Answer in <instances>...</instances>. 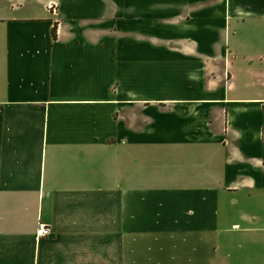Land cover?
<instances>
[{
	"label": "crops",
	"instance_id": "1",
	"mask_svg": "<svg viewBox=\"0 0 264 264\" xmlns=\"http://www.w3.org/2000/svg\"><path fill=\"white\" fill-rule=\"evenodd\" d=\"M0 264H264V0H0Z\"/></svg>",
	"mask_w": 264,
	"mask_h": 264
},
{
	"label": "built area",
	"instance_id": "2",
	"mask_svg": "<svg viewBox=\"0 0 264 264\" xmlns=\"http://www.w3.org/2000/svg\"><path fill=\"white\" fill-rule=\"evenodd\" d=\"M47 8L50 12H52V14L58 13V5L55 2H50ZM50 232H51V228L47 223L43 221H39L37 223V227L35 231L37 237L47 236L50 234Z\"/></svg>",
	"mask_w": 264,
	"mask_h": 264
},
{
	"label": "trees",
	"instance_id": "3",
	"mask_svg": "<svg viewBox=\"0 0 264 264\" xmlns=\"http://www.w3.org/2000/svg\"><path fill=\"white\" fill-rule=\"evenodd\" d=\"M53 36L55 37V27H54V29H53Z\"/></svg>",
	"mask_w": 264,
	"mask_h": 264
}]
</instances>
